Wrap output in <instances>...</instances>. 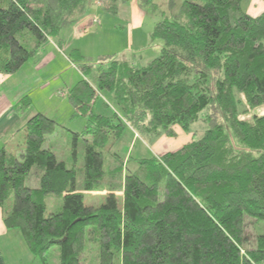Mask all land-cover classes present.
<instances>
[{
  "label": "trees",
  "instance_id": "obj_1",
  "mask_svg": "<svg viewBox=\"0 0 264 264\" xmlns=\"http://www.w3.org/2000/svg\"><path fill=\"white\" fill-rule=\"evenodd\" d=\"M39 1L0 0V74L87 10V0ZM242 1L183 0L150 33L158 56L139 67L112 59L99 64L95 86L71 87L81 131L37 112L17 149H0L4 225L42 264H83L90 245V264H264V111L244 118L236 97L264 109V11L251 16ZM99 92L111 96L110 114L95 112ZM30 105L23 97L14 112ZM211 108L220 122L208 119L200 138L159 158L125 161L113 150L127 126L173 136Z\"/></svg>",
  "mask_w": 264,
  "mask_h": 264
},
{
  "label": "rangeland",
  "instance_id": "obj_2",
  "mask_svg": "<svg viewBox=\"0 0 264 264\" xmlns=\"http://www.w3.org/2000/svg\"><path fill=\"white\" fill-rule=\"evenodd\" d=\"M182 1L116 0L108 2L110 6L108 9L105 7L107 0H87V4L88 2L90 4L89 12L95 14L94 18L93 15L91 16L95 21L78 19L74 23L64 26L56 36L60 42L69 46L67 49L65 48L66 45L64 46L65 49L63 48L64 51L61 54L64 57L63 64L60 63L59 56H57L50 65L36 70L33 66L36 63L35 55L12 74L10 80L3 84L2 89L9 96L15 97L14 105L23 97L30 98L31 105L26 109V115L34 111H40L43 114L45 112L48 117L54 118L57 123L71 131H76L75 128L81 131L85 123L81 124L80 122L78 124L79 116H71L70 118L69 115L67 116L69 112L66 104V102L68 103L67 88L73 87L82 79L95 84L99 64L105 66L112 59L125 60L128 63L134 60L132 64L139 67L158 56L161 42L151 40L150 33L158 21L176 15ZM28 2L33 7L44 6L39 0H28ZM246 2L244 1L243 6H246ZM139 20L141 21L137 23L139 25L134 27L132 22ZM130 34L133 39H130ZM84 64L88 65V71L83 70ZM61 92H64V95H61ZM236 97L239 99L238 110L242 117L250 118L253 114L260 115L263 113V108H251L244 103L242 96L236 95ZM113 106L111 96L107 92L97 93L95 112L110 114L113 111ZM210 118L220 122L219 110L211 108L203 111L199 119L190 125L188 131L174 126L172 129L176 134L173 136L166 134L157 137L150 136L154 140H149L146 138L149 135L142 133H138V138L133 137L130 126H127L121 138L113 146V150L125 158V161L129 156L133 157V160L149 157L153 154L149 146L156 141L159 147L161 136L174 139L176 141L174 142L176 143L175 146L180 144L177 139L182 136V133L188 135L190 141L193 138H200L208 127V119L210 120ZM61 139L66 143L65 137ZM61 139L60 144L63 146ZM180 141L182 140L180 139ZM81 146L82 142L79 141L77 148L79 155L82 152ZM168 152L172 151L153 156L159 158ZM89 193L105 194L106 191H91ZM115 194L119 195L120 192H115ZM250 224L251 221L248 219L245 229L252 238L253 231ZM31 255L33 258L30 264H42L38 257L32 253ZM96 257V250L90 245L89 249L80 255V260L83 264H90Z\"/></svg>",
  "mask_w": 264,
  "mask_h": 264
},
{
  "label": "crops",
  "instance_id": "obj_3",
  "mask_svg": "<svg viewBox=\"0 0 264 264\" xmlns=\"http://www.w3.org/2000/svg\"><path fill=\"white\" fill-rule=\"evenodd\" d=\"M110 1H116V0H107V6L106 8L109 9L108 2ZM244 1L241 2V7L243 11L250 14L251 16H256L260 14L262 11H264V0H251L246 2V6H243ZM90 4L88 2L87 4V10L83 16H81L79 19H83L86 21H93L94 15L93 13L89 12ZM93 15V16H92ZM93 18H92V17ZM86 18V19H85ZM128 20V19H127ZM141 21L132 22L134 24L133 26H138L137 23H140ZM130 39L131 34H130ZM66 45V46H65ZM67 49L69 46L65 44L64 42H60L59 39L56 37H51L48 39V41L40 48L38 53L36 54V63L33 65L36 70L38 68H42L45 66H48L51 64V62L59 56L60 63L63 64L62 61H64V57L61 55L63 54V48ZM64 48V49H65ZM133 56V55H132ZM131 56V59H133ZM131 63H134V60L130 61ZM12 74H0V149L6 148L9 150H15L17 149L15 144V137L17 135V132L22 129V127L25 125L26 121L35 113L40 111H34L29 114H17L14 112V96H9L3 89L2 86L6 82L10 80L12 77ZM90 83V82H89ZM92 86H95V84L90 83ZM71 87L67 88V94ZM61 95H64V92H61ZM53 98V97H52ZM64 103V101H61ZM67 104V110L69 111L67 116L69 115V118L73 114V109L70 105V103L66 102ZM66 112V111H65ZM71 112V114H70ZM42 113V112H41ZM45 115H47L44 112ZM68 118V119H69ZM54 119V118H53ZM78 124L85 123V119L82 116H79ZM179 128V127H178ZM76 131L77 128H75ZM132 130V131H131ZM130 131L133 132V137L138 138L139 134L134 131L130 127ZM149 140H154L153 137L147 136ZM180 139L182 141H180ZM190 141L189 136L185 133H182V136L177 139V142H180L178 146H175L176 141L171 138H167L165 136H161L159 138V147L157 146L156 141L153 142L152 145L149 146L150 150L152 151V156L156 155L158 153H163L166 151H173L177 148L181 147L185 142ZM14 144V146H13ZM11 146V147H10ZM150 157V156H149ZM141 158V157H140ZM32 255L29 251L28 247L26 246L25 242L23 241V238L20 234V232L16 229H8L5 227L3 222V209L0 207V264H30L32 261Z\"/></svg>",
  "mask_w": 264,
  "mask_h": 264
},
{
  "label": "built area",
  "instance_id": "obj_4",
  "mask_svg": "<svg viewBox=\"0 0 264 264\" xmlns=\"http://www.w3.org/2000/svg\"><path fill=\"white\" fill-rule=\"evenodd\" d=\"M95 21V20H94Z\"/></svg>",
  "mask_w": 264,
  "mask_h": 264
}]
</instances>
